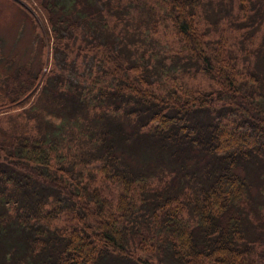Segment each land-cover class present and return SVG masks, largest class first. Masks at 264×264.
Here are the masks:
<instances>
[{"label": "trees", "instance_id": "trees-1", "mask_svg": "<svg viewBox=\"0 0 264 264\" xmlns=\"http://www.w3.org/2000/svg\"><path fill=\"white\" fill-rule=\"evenodd\" d=\"M35 1L54 42L72 27L98 70L74 87L0 79L10 111L30 103L41 124L60 119L0 133V264H264V32L248 47L264 0ZM237 38L253 54L245 75ZM70 122L79 159L67 164Z\"/></svg>", "mask_w": 264, "mask_h": 264}, {"label": "rangeland", "instance_id": "rangeland-1", "mask_svg": "<svg viewBox=\"0 0 264 264\" xmlns=\"http://www.w3.org/2000/svg\"><path fill=\"white\" fill-rule=\"evenodd\" d=\"M118 29L122 28L119 27ZM243 31L247 32V30ZM241 32L242 31L238 33L239 37ZM262 32H264V30L262 31L261 28V32H258L256 37L249 41L248 47L250 49H253L257 45ZM165 33V38H161L162 44H165L164 47L168 43H165V39L170 40L172 38L171 36H175L170 30H167ZM226 33H228L231 39V31ZM64 36V39L60 41V43L56 44L54 42L46 12L38 6L35 0H0V79L4 76L6 78L13 77L19 73L25 84L32 82L33 86L39 89L43 84V77L60 76L62 78L59 82L61 85L65 84L66 86L67 84H71V87H74L77 86L79 80L84 79V74L88 76L90 73V76H92L93 72H97L98 64L94 65L91 71H89V66L92 63L90 58L91 53L90 51L87 53L84 51L79 52V40L81 38H74L72 27L69 33ZM234 42L238 52L239 67L244 74L246 68L243 66L245 62L247 63V57H252L253 54L248 49L242 50L240 39L237 38ZM179 46L178 44L177 47L179 48ZM35 76L39 78L37 81L35 80L36 82L33 81ZM174 79L176 83L178 81V83L204 89H206L211 82L210 79L202 73H192L190 75L180 73L178 77ZM2 94H5L4 87H0V95ZM2 99L3 97H0V101ZM8 104L7 100L3 103L0 102V112L9 111L0 113V133H2V136L4 135L2 129L10 125H20L26 122L30 133L37 135L36 131H39V128L43 127V131H48L51 125L55 124L56 126L59 124L60 119L56 117L51 120V125L46 121L44 124H41L42 120H39V118L34 115L37 113L33 107H31L30 103L20 109L12 111L8 109ZM74 128L76 130L75 133L80 134L79 129L75 126ZM72 129L73 125L70 122L65 127V135H63L61 140L58 139L59 149L57 152L65 156L64 161L67 164L73 159L74 161L79 159L77 156V154H79L78 139L68 134ZM59 165V163H56L55 166ZM94 165L95 163H78V167L84 168L86 174ZM98 179L99 176L96 173L95 181ZM95 184L99 188L103 187L102 191L104 195L111 196L112 193L113 198H115L116 194L119 192V189L111 185L110 182L101 181ZM262 209L263 211L261 212L263 213L264 205ZM263 217L264 213L261 219L256 220V222L262 224V226L264 223ZM258 231L262 232L260 229ZM261 245L264 246V241L260 238L255 246L259 247ZM261 250L262 249L258 250V258L264 257V251Z\"/></svg>", "mask_w": 264, "mask_h": 264}]
</instances>
